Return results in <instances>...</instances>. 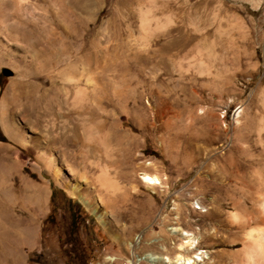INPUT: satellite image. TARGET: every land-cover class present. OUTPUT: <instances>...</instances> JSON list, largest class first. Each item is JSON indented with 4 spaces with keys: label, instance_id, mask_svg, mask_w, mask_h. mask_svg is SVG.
I'll list each match as a JSON object with an SVG mask.
<instances>
[{
    "label": "rangeland",
    "instance_id": "obj_1",
    "mask_svg": "<svg viewBox=\"0 0 264 264\" xmlns=\"http://www.w3.org/2000/svg\"><path fill=\"white\" fill-rule=\"evenodd\" d=\"M156 2L171 24L144 36L146 0H0V261L153 264L177 226L264 264V0Z\"/></svg>",
    "mask_w": 264,
    "mask_h": 264
},
{
    "label": "bare ground",
    "instance_id": "obj_2",
    "mask_svg": "<svg viewBox=\"0 0 264 264\" xmlns=\"http://www.w3.org/2000/svg\"><path fill=\"white\" fill-rule=\"evenodd\" d=\"M156 1H158V0H146V2H147L146 7L144 9L138 10L139 11V30H140V33H142L144 36H150L153 33L160 32L165 27H167L171 24V18L168 15H166V16L163 15L162 16L163 18H160V19L158 17H156L155 12H156V9L158 8ZM162 1L165 2L166 0H162ZM164 5H166V4L164 3ZM164 5H162V6H164ZM214 19H215V17H214ZM220 26H219V24L217 25L215 32H214V35L219 34V32H220L219 30L221 29ZM81 69L83 70L82 67H81ZM202 70L204 72H208V67L204 65ZM70 71L73 72V68ZM75 74H76V72L74 73V75ZM74 75L72 76V74H68L67 77L65 76L66 77L65 80L68 82L67 84L70 83V86H71V87H68L67 91H69V89L72 90L71 91L72 92V94H71L72 100L77 103L79 100H81V98H84V96L86 95V89L83 86H85V84H88L90 81L88 80L89 78H87V77L85 79H83L84 76L80 72H79L78 76H74ZM92 76H93V74H92ZM115 76H116V74H115ZM263 77H264V72H263ZM111 78L113 79V77H111ZM66 93H68V92H66ZM262 101L264 104V95L262 96ZM66 122H64V121L62 123L58 122V124L60 123V125L58 127L59 132H61V130L66 129V127L64 125ZM67 127H68V125H67ZM80 128H81L80 126H76L74 128V131L77 132V130ZM259 129H261L260 126H259ZM62 132H63V136L61 135V138H59L58 141L64 143L65 142V138H64L65 136H64V131H62ZM75 141H79L78 137L75 139ZM59 172H60L59 169H56L53 173L54 178L56 180L58 179ZM108 177L109 176H108L107 171L105 169H100L97 172V174L95 175V179H96L95 181H96L98 187H100L103 191H109L108 194H110L111 192H113L115 190V184H114V182L111 181L112 178L110 179ZM140 180L147 187H154V186L160 184L159 177L155 174H143L140 177ZM259 198H260V196H259ZM81 200H83V199H81ZM260 206H261L262 210L264 211V199L260 203ZM249 219H252L251 216ZM256 220H257V217H256ZM263 221H264V219H263ZM168 231L172 234H175L179 238V243H177L173 246L174 247L173 255L170 256L168 254L167 250L163 249V247H162L161 252H163V253H157V254L146 253L143 255L142 260H144L146 262H151L153 264H200V263H202V264H215L214 260H212L210 257V252L200 249V247L198 246L199 241H198V238L196 236H194L193 234H191L187 231H184L182 228H179L177 226L168 229ZM137 238H138V236H137ZM245 244L248 247L249 251L252 249L250 251L251 253H254L255 251L264 247V228L251 230L247 234V240H245ZM257 262L258 261H256V259L252 258L246 264H257ZM240 264H242V263H240Z\"/></svg>",
    "mask_w": 264,
    "mask_h": 264
},
{
    "label": "crops",
    "instance_id": "obj_3",
    "mask_svg": "<svg viewBox=\"0 0 264 264\" xmlns=\"http://www.w3.org/2000/svg\"><path fill=\"white\" fill-rule=\"evenodd\" d=\"M0 264H7V263H5V261H0ZM24 264H29V262L27 260H25Z\"/></svg>",
    "mask_w": 264,
    "mask_h": 264
}]
</instances>
